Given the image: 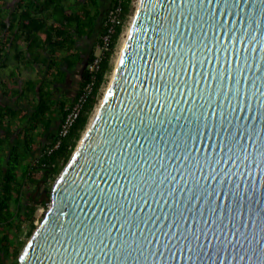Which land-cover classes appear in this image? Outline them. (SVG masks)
<instances>
[{
  "label": "water",
  "instance_id": "water-1",
  "mask_svg": "<svg viewBox=\"0 0 264 264\" xmlns=\"http://www.w3.org/2000/svg\"><path fill=\"white\" fill-rule=\"evenodd\" d=\"M38 202L17 264H264V0H138Z\"/></svg>",
  "mask_w": 264,
  "mask_h": 264
},
{
  "label": "trees",
  "instance_id": "trees-1",
  "mask_svg": "<svg viewBox=\"0 0 264 264\" xmlns=\"http://www.w3.org/2000/svg\"><path fill=\"white\" fill-rule=\"evenodd\" d=\"M23 1L17 4L12 18L6 22L3 21V18H7L9 13L0 11V28H5L7 25L6 36H9L10 29L15 27L17 32L15 39L20 38L19 33H21L28 41L27 48L30 51V56L34 58V61L45 63L48 59L42 58V50L46 47L50 36H47L42 42L41 33L46 27L47 16H50L54 21L49 27V35L54 29L56 35L55 42H50L49 46L59 48L65 46V42L69 40V30H66L65 26H71L73 22H76L78 33H85L86 31H95V25H97L96 41L99 44L100 37L105 32L103 21L107 9L120 4L121 17L124 20H127L134 10L133 0H106L103 7L99 4L100 0H82V12L74 14H68L63 9L65 0ZM0 4L3 5L2 0H0ZM18 9L20 11L16 14ZM120 30L121 27L118 26L116 33L111 37L109 51L103 53V60L100 70L96 74L94 87L83 103L79 116L68 135L62 139L59 147L52 153L47 155L45 148L51 145L58 134L59 123L65 113L64 107L76 100L83 84L88 80L86 63L94 52H91L87 57L76 93L70 103L61 99L54 100L53 83L55 80L63 81L62 78H57L55 75V78L45 77L42 80L25 82V93H22L21 100L27 102L30 94L32 97L37 94L38 100L29 103V107L33 108L31 116L28 113L20 114L22 111H19L20 124L14 125L11 120L15 117L16 111L0 104V130L4 133L3 137H0V264H17L18 254L24 241L16 238L13 233L21 231L22 224L26 223L28 229L25 235L28 236L34 228L33 214L36 208L44 206L43 203L35 201L28 191H33L35 186L41 185V183H43L42 188L49 191V181L69 159L81 132L88 123L94 106L97 104L98 88L104 80V74L108 76L112 70L110 59ZM48 55L49 67H58L62 64L60 59L53 57L52 52ZM54 104L57 109L51 110V106Z\"/></svg>",
  "mask_w": 264,
  "mask_h": 264
},
{
  "label": "crops",
  "instance_id": "crops-1",
  "mask_svg": "<svg viewBox=\"0 0 264 264\" xmlns=\"http://www.w3.org/2000/svg\"><path fill=\"white\" fill-rule=\"evenodd\" d=\"M21 1L23 0H2L3 5L0 4V11L9 13L7 18H3V21L6 22V20L12 18L17 4ZM105 1L100 0L99 4L101 7L104 6ZM63 4V9L68 14L82 12V0H65ZM19 11L18 9L15 13L17 14ZM53 23V19L47 16L46 27L41 33L42 42L47 36H50L49 41L46 42V47L42 50V58L48 59L46 63L34 61V58L30 56V51L27 48L28 41L24 39L21 33L18 32L20 38L15 39V33H17L15 27L10 29L9 36H6L7 25L5 28H0V104L3 107L12 108L16 111L15 117L11 119L14 125L21 123L19 118L20 114L28 113L31 116L33 108L29 107V103L38 100L37 94L33 95V97L30 94L27 102L21 100L22 93H25V82L28 80H42L45 77L55 78V75H57V78H62L63 81L55 80L53 83L54 100L61 99L70 103L76 93L77 84L87 57L91 52L96 50V38L98 36L96 31L97 25H95V31H86L85 33H78L76 22H73L71 26H65L66 30H69V40L65 42V46L56 48L49 46V43L55 42L54 40L56 38L55 29L49 35V27ZM50 52H52L53 57L62 61L60 66H48V54ZM56 109V104L51 106V110ZM19 111L22 112L19 114ZM3 134V131L0 130V137H3Z\"/></svg>",
  "mask_w": 264,
  "mask_h": 264
},
{
  "label": "built area",
  "instance_id": "built-area-1",
  "mask_svg": "<svg viewBox=\"0 0 264 264\" xmlns=\"http://www.w3.org/2000/svg\"><path fill=\"white\" fill-rule=\"evenodd\" d=\"M126 24H127V20H124L121 17L120 4H116L115 6L107 9V11L105 12L104 21H103L105 32L100 37L101 42L97 45L95 53L93 54L91 59L86 63L88 80L85 82V84H83L80 92L78 93L76 100L70 105H66L64 107L65 113L61 119V122L59 123L58 134L56 135V138L52 141L51 145H48L45 148V153L47 155L52 153L55 149H57L59 145L61 144L62 139L68 135L75 120L79 116L83 103L85 102V100L87 99L88 95L91 93L94 87V83L96 80V74L100 70V65L103 60L102 59L103 53L106 51H109L110 49L109 45L111 42L112 35L116 33L118 26H120L121 30H120V33L118 34V38L114 46V50H113L110 62L112 58L114 57V55L116 54V50L121 44L122 38L125 35ZM107 78H108L107 75L104 74V80L98 88L99 94L104 88V86L106 85Z\"/></svg>",
  "mask_w": 264,
  "mask_h": 264
},
{
  "label": "rangeland",
  "instance_id": "rangeland-1",
  "mask_svg": "<svg viewBox=\"0 0 264 264\" xmlns=\"http://www.w3.org/2000/svg\"><path fill=\"white\" fill-rule=\"evenodd\" d=\"M136 4H137V0H133V5H134V10H135V6H136ZM134 10H133V13H134ZM133 13H132V15L127 19V24H126V29H125V31L127 30V28L129 27V24H130V22H131V19H132V16H133ZM121 46V45H120ZM118 52H119V47L117 48V50H116V54L114 55V57L112 58V60H111V63H112V70H111V72L109 73V75L107 76L108 78H107V81H106V85L104 86V88L102 89V91H101V93L98 95V101H97V104L94 106V108H93V110H92V112H91V114H90V117H89V120H88V123L90 122V120H91V118H92V116H93V114H94V112H95V109L98 107V105H99V102H100V100L102 99V97H103V94H104V92H105V90H106V87H107V84H108V82H109V79H110V76H111V73L113 72V68H114V65H115V59L117 58V54H118ZM88 123H87V125H88ZM86 125V126H87ZM86 128V127H85ZM85 128H84V130H85ZM84 130L81 132V135H82V133L84 132ZM80 135V136H81ZM80 138V137H79ZM79 140V139H78ZM78 142V141H77ZM77 144V143H76ZM63 168V167H62ZM61 168V169H62ZM61 169H60V171H61ZM59 171V172H60ZM59 172L49 181V186L51 187L52 186V184L54 183V181H55V179H56V177H57V175L59 174ZM42 206H39V207H37L36 208V210H35V212H34V214H33V224H34V228L32 229V231H31V233L28 235V236H26L25 235V231L27 232V229H28V225L26 224V223H23L22 224V226H21V231H18L16 234L15 233H13V235L14 236H16V238L18 237V238H20V239H22L23 241H24V243L22 244V246H21V248H20V251L23 249V247L25 246V244L27 243V241H28V239L30 238V236H31V234L33 233V231L35 230V228L37 227V225L40 223V221L42 220V218H43V216H44V214H45V212H46V210H47V207H43V208H41ZM15 238V239H16ZM19 251V252H20Z\"/></svg>",
  "mask_w": 264,
  "mask_h": 264
},
{
  "label": "flooded vegetation",
  "instance_id": "flooded-vegetation-1",
  "mask_svg": "<svg viewBox=\"0 0 264 264\" xmlns=\"http://www.w3.org/2000/svg\"><path fill=\"white\" fill-rule=\"evenodd\" d=\"M43 183H41V185H42ZM40 184L38 185H36L35 186V188L33 189V191H28L29 192V194H32L33 195V193L35 192V190H36V187L38 186V191L36 192V194H35V196L33 197L32 195H31V197L32 198H35V201H39V198H40V195H41V191L43 190V188H42V186H41ZM39 203V202H38ZM44 205V204H43Z\"/></svg>",
  "mask_w": 264,
  "mask_h": 264
},
{
  "label": "bare ground",
  "instance_id": "bare-ground-1",
  "mask_svg": "<svg viewBox=\"0 0 264 264\" xmlns=\"http://www.w3.org/2000/svg\"><path fill=\"white\" fill-rule=\"evenodd\" d=\"M137 3H138V0H137ZM129 28V27H128ZM128 28H127V30H126V32H125V35H124V37L122 38V42H121V46H120V48H119V52H118V54H117V58L115 59L116 61H115V64H116V62H117V60H118V58H119V54H120V52H121V50H122V47H123V45H124V42H125V39H126V35H127V32H128ZM111 75H112V73H111ZM110 79H111V77H110ZM110 81V80H109ZM108 84H109V82H108ZM102 100V99H101ZM101 100H100V102H101ZM99 102V103H100ZM93 117V116H92ZM92 119V118H91ZM91 121V120H90Z\"/></svg>",
  "mask_w": 264,
  "mask_h": 264
},
{
  "label": "clouds",
  "instance_id": "clouds-1",
  "mask_svg": "<svg viewBox=\"0 0 264 264\" xmlns=\"http://www.w3.org/2000/svg\"><path fill=\"white\" fill-rule=\"evenodd\" d=\"M130 25V24H129ZM98 45V44H97ZM121 45V44H120ZM120 45H119V48H120ZM97 47V46H96ZM96 51V50H95ZM95 51H94V53H95ZM111 77V76H110ZM110 80V79H109ZM107 86H108V84H107ZM107 88V87H106ZM101 93V92H100ZM51 188V187H50ZM42 207H46V206H42ZM21 252V251H20ZM19 255V254H18Z\"/></svg>",
  "mask_w": 264,
  "mask_h": 264
},
{
  "label": "snow or ice",
  "instance_id": "snow-or-ice-1",
  "mask_svg": "<svg viewBox=\"0 0 264 264\" xmlns=\"http://www.w3.org/2000/svg\"><path fill=\"white\" fill-rule=\"evenodd\" d=\"M165 235H167V233H165Z\"/></svg>",
  "mask_w": 264,
  "mask_h": 264
}]
</instances>
